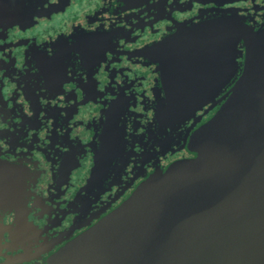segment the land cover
I'll return each mask as SVG.
<instances>
[{"label": "flooded vegetation", "instance_id": "1", "mask_svg": "<svg viewBox=\"0 0 264 264\" xmlns=\"http://www.w3.org/2000/svg\"><path fill=\"white\" fill-rule=\"evenodd\" d=\"M227 19L263 27L264 0H0V264H46L194 157L187 138L227 95ZM175 33L196 112L169 107L159 70Z\"/></svg>", "mask_w": 264, "mask_h": 264}, {"label": "water", "instance_id": "2", "mask_svg": "<svg viewBox=\"0 0 264 264\" xmlns=\"http://www.w3.org/2000/svg\"><path fill=\"white\" fill-rule=\"evenodd\" d=\"M181 39L163 43L159 70L169 107L196 112L181 99L182 62L193 53ZM229 85L190 135L194 157L155 170L46 264H264V26L227 19Z\"/></svg>", "mask_w": 264, "mask_h": 264}, {"label": "rangeland", "instance_id": "3", "mask_svg": "<svg viewBox=\"0 0 264 264\" xmlns=\"http://www.w3.org/2000/svg\"><path fill=\"white\" fill-rule=\"evenodd\" d=\"M158 102H160V100L158 101ZM156 103L157 105L159 104V103ZM158 110H159V112H158ZM162 108H161V106L159 105V109H157L156 110V119H157V122L159 123V121H160V119H161V117H162ZM161 122V121H160ZM167 122H168V124H166V126H168V128L170 129V131H179L180 130V128H182L183 126H184V124H185V122L183 123V122H178V121H174V120H172V119H170V120H167ZM188 130V129H187ZM187 130H185V132L187 131ZM191 135V134H190ZM190 135H189V137L187 138V140H186V145L188 144V140H189V138H190ZM182 142V141H181ZM181 144V143H180ZM171 155H173V153H171ZM178 160H180V159H178ZM175 161H177V160H175ZM174 161V162H175ZM173 163V162H172Z\"/></svg>", "mask_w": 264, "mask_h": 264}, {"label": "bare ground", "instance_id": "4", "mask_svg": "<svg viewBox=\"0 0 264 264\" xmlns=\"http://www.w3.org/2000/svg\"><path fill=\"white\" fill-rule=\"evenodd\" d=\"M185 62H187V60L185 59L183 62H182V65H183V67H185L186 65H184L185 64Z\"/></svg>", "mask_w": 264, "mask_h": 264}, {"label": "trees", "instance_id": "5", "mask_svg": "<svg viewBox=\"0 0 264 264\" xmlns=\"http://www.w3.org/2000/svg\"><path fill=\"white\" fill-rule=\"evenodd\" d=\"M229 87H230V85H229V86H227V89H228ZM216 110H217V109H216ZM215 112H216V111H215ZM212 116H213V115H212ZM212 116H211V117H212ZM204 123H205V122H204ZM202 124H203V123H202Z\"/></svg>", "mask_w": 264, "mask_h": 264}, {"label": "crops", "instance_id": "6", "mask_svg": "<svg viewBox=\"0 0 264 264\" xmlns=\"http://www.w3.org/2000/svg\"><path fill=\"white\" fill-rule=\"evenodd\" d=\"M200 109H201V107H200Z\"/></svg>", "mask_w": 264, "mask_h": 264}]
</instances>
